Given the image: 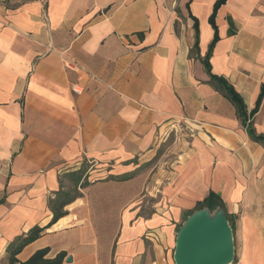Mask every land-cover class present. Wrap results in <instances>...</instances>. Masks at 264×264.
<instances>
[{
  "label": "crops",
  "instance_id": "1",
  "mask_svg": "<svg viewBox=\"0 0 264 264\" xmlns=\"http://www.w3.org/2000/svg\"><path fill=\"white\" fill-rule=\"evenodd\" d=\"M217 1L0 0V264L79 171L81 196L20 263L48 248L62 264H174L178 229L214 193L236 219L233 264H264V147L202 63ZM215 23L212 73L250 113L264 0H227ZM250 122L264 136V99Z\"/></svg>",
  "mask_w": 264,
  "mask_h": 264
},
{
  "label": "trees",
  "instance_id": "2",
  "mask_svg": "<svg viewBox=\"0 0 264 264\" xmlns=\"http://www.w3.org/2000/svg\"><path fill=\"white\" fill-rule=\"evenodd\" d=\"M227 2V0H218L214 5L213 13L210 17V24L212 25L214 29V39L211 43L209 50L202 60V63L205 67V71L207 75L210 78V83L223 94L225 98H227L236 108L237 115L239 119L242 121L244 126H247V131L249 134V137L261 144L264 147V136L261 134H258L254 127L252 122H250V119L255 116L257 111L259 110L261 103L264 99V83L261 85L260 93L256 102L255 108L248 113L247 106L241 97V95L237 92V90L234 88V86L229 83L226 79L223 77L216 76L212 73V68L210 65V58L212 55V50L215 45V43L218 41V29L215 23V17L217 14V11L219 8L224 5ZM231 26V33L232 30V22L230 21ZM195 43L192 48V53H199V28H198V21L195 20ZM85 171V169H83ZM82 172L79 171L77 173H74L71 175L72 182L70 185V189L68 188L64 190H60L57 193V196L54 200L50 202V208L53 214V217L51 221L48 223L45 227H39L35 226L32 229H30L27 233L23 234L22 236L16 238L7 248L8 253V259L10 264H62L65 260L67 254L65 252L59 253L55 258H48L47 255L49 253V249H41L36 251L28 260L25 262H19L16 259V256L29 244L33 243L37 239L41 238L47 229H49L51 226L56 224L61 218L68 215V212L65 211V207L70 205L74 200L81 196V194L77 191V187L82 179ZM88 183L84 182L82 183V187H87ZM61 188H64V185L61 183ZM72 190V193H71ZM219 199L214 193H210L209 196L201 203L198 204V209H201L202 207L209 208L210 211H215L220 207L218 203ZM197 210V209H196ZM227 218L229 220V223L231 225V228L233 230V234L235 236L236 231V219L233 215L227 214Z\"/></svg>",
  "mask_w": 264,
  "mask_h": 264
},
{
  "label": "water",
  "instance_id": "3",
  "mask_svg": "<svg viewBox=\"0 0 264 264\" xmlns=\"http://www.w3.org/2000/svg\"><path fill=\"white\" fill-rule=\"evenodd\" d=\"M235 257L234 234L223 208L195 210L177 231L175 264H233ZM66 262L71 263L72 257Z\"/></svg>",
  "mask_w": 264,
  "mask_h": 264
},
{
  "label": "rangeland",
  "instance_id": "4",
  "mask_svg": "<svg viewBox=\"0 0 264 264\" xmlns=\"http://www.w3.org/2000/svg\"><path fill=\"white\" fill-rule=\"evenodd\" d=\"M173 141V138L172 136L170 137V140L166 143V145L168 146V144H170L171 142ZM163 151H165V148L161 146V148H159V152H158V155H161L163 154ZM158 158V157H157ZM70 185L71 183L67 186L68 190L70 189ZM71 193H72V190H71ZM203 208V207H202ZM198 210V209H197ZM186 219V218H185ZM1 262V261H0ZM175 264V263H174Z\"/></svg>",
  "mask_w": 264,
  "mask_h": 264
},
{
  "label": "built area",
  "instance_id": "5",
  "mask_svg": "<svg viewBox=\"0 0 264 264\" xmlns=\"http://www.w3.org/2000/svg\"><path fill=\"white\" fill-rule=\"evenodd\" d=\"M68 67H70V66H68ZM73 90H74L75 93H80V92H79L77 89H75V88H74ZM148 236H149V238H152L151 235H148ZM0 261H1V258H0Z\"/></svg>",
  "mask_w": 264,
  "mask_h": 264
}]
</instances>
